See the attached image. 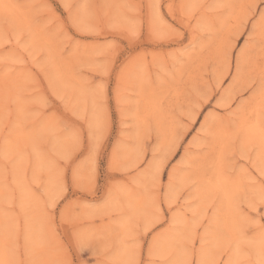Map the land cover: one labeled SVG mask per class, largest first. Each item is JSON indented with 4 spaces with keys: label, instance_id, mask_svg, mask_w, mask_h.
I'll use <instances>...</instances> for the list:
<instances>
[{
    "label": "rangeland",
    "instance_id": "obj_1",
    "mask_svg": "<svg viewBox=\"0 0 264 264\" xmlns=\"http://www.w3.org/2000/svg\"><path fill=\"white\" fill-rule=\"evenodd\" d=\"M262 217L264 0H0V264H264Z\"/></svg>",
    "mask_w": 264,
    "mask_h": 264
},
{
    "label": "snow or ice",
    "instance_id": "obj_2",
    "mask_svg": "<svg viewBox=\"0 0 264 264\" xmlns=\"http://www.w3.org/2000/svg\"><path fill=\"white\" fill-rule=\"evenodd\" d=\"M86 181V178L83 177V176H80L79 174L77 173H73V182L76 183V184H83L84 182ZM262 219H264V217H262Z\"/></svg>",
    "mask_w": 264,
    "mask_h": 264
},
{
    "label": "bare ground",
    "instance_id": "obj_3",
    "mask_svg": "<svg viewBox=\"0 0 264 264\" xmlns=\"http://www.w3.org/2000/svg\"><path fill=\"white\" fill-rule=\"evenodd\" d=\"M191 120H193V118H192ZM203 125H204V124H203ZM248 128H249V127H248ZM169 198H170V197H168V200H170ZM166 200H167V199H166ZM166 203L168 204V202H166ZM171 203H172V201H171ZM168 205H169V204H168ZM168 205H167V206H168ZM201 263H202V262H201ZM207 264H208V263H207ZM210 264H211V263H210Z\"/></svg>",
    "mask_w": 264,
    "mask_h": 264
}]
</instances>
